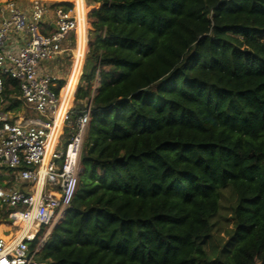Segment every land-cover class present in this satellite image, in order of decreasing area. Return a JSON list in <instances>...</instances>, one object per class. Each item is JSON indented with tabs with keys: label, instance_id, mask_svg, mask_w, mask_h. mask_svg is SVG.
<instances>
[{
	"label": "trees",
	"instance_id": "16d2710c",
	"mask_svg": "<svg viewBox=\"0 0 264 264\" xmlns=\"http://www.w3.org/2000/svg\"><path fill=\"white\" fill-rule=\"evenodd\" d=\"M85 2L89 51L68 117L90 105L77 185L29 244L35 264H264V0ZM0 110L28 111L9 77ZM226 189L228 255L209 259Z\"/></svg>",
	"mask_w": 264,
	"mask_h": 264
},
{
	"label": "built area",
	"instance_id": "2783aa9c",
	"mask_svg": "<svg viewBox=\"0 0 264 264\" xmlns=\"http://www.w3.org/2000/svg\"><path fill=\"white\" fill-rule=\"evenodd\" d=\"M75 2H69L68 10L42 0H28L25 6L8 1L0 8V92L3 77L16 81L20 99L36 115L9 120L0 114V168L10 174L8 185L0 186V206L7 220L18 226L9 239L0 238V264H35L29 244L46 226L42 243L64 218L76 189L90 105L73 123L68 118L71 110L66 111L57 125L56 78L39 69L58 56L66 38L77 31ZM49 23L54 29L43 34L42 25ZM11 36L24 38L16 52L7 48ZM65 127L70 131L63 148ZM23 184L28 188H20Z\"/></svg>",
	"mask_w": 264,
	"mask_h": 264
},
{
	"label": "crops",
	"instance_id": "0c3cea01",
	"mask_svg": "<svg viewBox=\"0 0 264 264\" xmlns=\"http://www.w3.org/2000/svg\"><path fill=\"white\" fill-rule=\"evenodd\" d=\"M53 4H59V3L54 2ZM84 5H85V0H84V4L82 0H76L75 9L77 11L78 17H80L81 19L80 25L78 26L77 31L69 35L66 38L62 46V52L58 56H56L55 58L47 62L42 63L39 68L42 74H47V75L52 76L53 78H56V90H58L60 93L58 110L62 112L61 114H65L66 111H70L73 108L74 94L76 92L80 77L82 75V70L85 64V60L88 57V52H87L88 29H87V19L85 17L86 8ZM3 16L4 15L0 13V19ZM53 29H54V26H52L50 23L49 25L43 24L41 27L43 34L50 33ZM74 37L76 39V43L75 41H73V44H74L73 48L75 46V49L73 50L71 48L73 50L72 52L73 61H72V64H70L69 60H65V55L69 56V54H65V53H68L71 50L69 47L70 44L69 45L67 44L69 43V40H72V38ZM23 40L24 38H21V37L18 38L16 36H11L7 43L8 45L7 48L16 52L17 49L23 44ZM59 83H63V87L60 89H58ZM69 93H70V96H69ZM24 106L27 108L25 104ZM27 110H28L27 112L29 113V116H26L25 111L19 114H13L9 112L3 113L2 110H0V114L5 116L9 120H16L21 117L34 118L32 116L34 113L30 111L28 108ZM63 137H64V129H63V135L61 138V146L64 145L62 144V142L64 141ZM8 181H10L9 171L4 168H0V186L8 185L9 183ZM20 188L26 189L28 187L26 184H23V185H20ZM9 234H6V235H9ZM2 235L4 236L3 233ZM3 236H0V238H3L5 240L10 238V237H3Z\"/></svg>",
	"mask_w": 264,
	"mask_h": 264
},
{
	"label": "rangeland",
	"instance_id": "374dc122",
	"mask_svg": "<svg viewBox=\"0 0 264 264\" xmlns=\"http://www.w3.org/2000/svg\"><path fill=\"white\" fill-rule=\"evenodd\" d=\"M2 3V6L5 4L6 0H0ZM8 1V0H7ZM15 3L19 5L25 6L27 4L28 0H12ZM47 4H53L54 2L60 3V2H72L73 0H42ZM1 6V7H2ZM85 8H86V14L85 17L87 19V15L94 9L92 7H89L85 2ZM90 8V9H89ZM75 10V9H74ZM78 15V14H77ZM43 33V32H42ZM73 41L76 43L75 37L72 38V40H69L70 49H75V46L73 48ZM70 50L68 53L69 56L65 55V60H69L70 64H72L73 61V50ZM88 52V49H87ZM26 116H29V113L27 112ZM33 117H36L35 114L32 115ZM68 132H64V141L62 144H66V140H68ZM63 145V148H64ZM236 202V196L230 189L223 190L221 192L220 197V209L217 215H215L211 219L212 224V230L209 234V236L205 239V250H206V257L209 259L220 257V259L226 258L228 255L227 252H224V246L227 244L228 238L231 234V231L233 229V219H232V208ZM1 208V206H0ZM7 218V217H6ZM18 230V226L13 225L10 221L6 220L2 215L0 214V236L3 237H10V235H6L9 233H14ZM46 239V238H45ZM235 247V244H233L231 247H228V251H232Z\"/></svg>",
	"mask_w": 264,
	"mask_h": 264
},
{
	"label": "bare ground",
	"instance_id": "6f19581e",
	"mask_svg": "<svg viewBox=\"0 0 264 264\" xmlns=\"http://www.w3.org/2000/svg\"><path fill=\"white\" fill-rule=\"evenodd\" d=\"M78 19H79V25H80V21H81V19H80V17H78ZM62 112H60L58 109H57V111H56V124L57 125H60V123H61V120H62V118H63V116H64V114H61ZM55 133L56 134H58L59 133V129L57 128L56 129V131H55Z\"/></svg>",
	"mask_w": 264,
	"mask_h": 264
}]
</instances>
